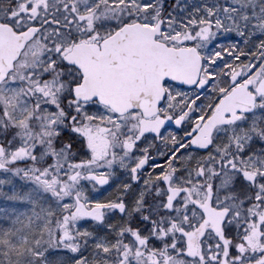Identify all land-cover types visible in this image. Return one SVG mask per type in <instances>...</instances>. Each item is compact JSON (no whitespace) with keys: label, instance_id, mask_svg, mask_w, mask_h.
Listing matches in <instances>:
<instances>
[{"label":"snow or ice","instance_id":"6c2138e0","mask_svg":"<svg viewBox=\"0 0 264 264\" xmlns=\"http://www.w3.org/2000/svg\"><path fill=\"white\" fill-rule=\"evenodd\" d=\"M0 264H264V0H0Z\"/></svg>","mask_w":264,"mask_h":264}]
</instances>
